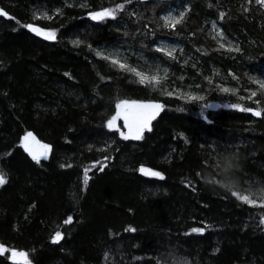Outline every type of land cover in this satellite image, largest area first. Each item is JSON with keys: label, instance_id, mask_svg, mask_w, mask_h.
Here are the masks:
<instances>
[{"label": "trees", "instance_id": "trees-1", "mask_svg": "<svg viewBox=\"0 0 264 264\" xmlns=\"http://www.w3.org/2000/svg\"><path fill=\"white\" fill-rule=\"evenodd\" d=\"M123 2L0 0L8 14L0 16V244L9 249L0 264H23L10 250L27 253L30 264H104L106 254L117 264H162L170 253L191 264H264L261 200L250 206L232 195L264 185V88L253 77L264 68V4L133 0L117 20L88 18ZM170 6H187L175 29L160 19ZM211 21L237 49L216 41ZM159 39L179 43L185 56L157 52ZM107 44L159 61L169 77L141 84L95 55ZM121 100L162 106L142 140L107 128ZM28 132L48 146L39 164L20 147ZM226 153L240 162L230 191L219 186ZM57 231L63 239L53 244Z\"/></svg>", "mask_w": 264, "mask_h": 264}, {"label": "snow or ice", "instance_id": "snow-or-ice-1", "mask_svg": "<svg viewBox=\"0 0 264 264\" xmlns=\"http://www.w3.org/2000/svg\"><path fill=\"white\" fill-rule=\"evenodd\" d=\"M133 3V0H124L123 3H115L112 7H103L101 6L99 10L90 11L88 13V18L94 22L101 23L106 22L108 20H117V16L120 13H124L126 11V5H130ZM258 4H264V0H257ZM71 7V5H69ZM81 7H88L87 4H82ZM46 15V14H45ZM184 12H180L178 16H171L166 15L160 17V19L163 21V27L164 28H172L175 29L177 25L181 24V22L184 19ZM0 16H8V14L2 10H0ZM11 18V17H9ZM50 18V17H49ZM30 32L34 33L36 36H41L45 40H54L56 38V31L55 30H44L40 27H34L32 24L24 25ZM74 44L81 43L80 41H73ZM91 48V46H89ZM157 52H162L163 49L157 48ZM95 55L97 57H100L103 60H110L111 64L117 65L121 70H126L131 73H133L135 76L139 78V82L141 84L144 83H150V84H156L159 83V77L157 76H147L143 74L140 71H137L136 68L130 67L126 63L120 62L116 58H112L109 55H105L100 51H95ZM167 56H171V53H166ZM261 88H264V84H261ZM227 91V89H225ZM253 96L256 95V93H252ZM195 99V98H194ZM161 105L159 104H153V103H143L136 100L128 101V100H121L120 102L116 103L115 108L116 112L115 115L111 116V118L107 121V128L109 130H115L116 132H119L120 137L125 140H135L139 141L144 138L145 131H151V123L156 118L159 110L161 109ZM234 108L239 107L238 105H233ZM239 110L242 112H249L252 111L248 108H242L239 107ZM252 114L254 116H260L259 111H252ZM117 120H122L123 124L122 127L126 129L127 131H122L120 128L116 127ZM30 140H35V137L31 132H28L25 136L21 138L20 147L26 152L33 161H35L37 164L40 163L41 156L43 158L47 159V156L45 153H37L32 145L30 144ZM44 149H47L48 146L44 145ZM61 167H64V165H61ZM95 167V165H93ZM89 169L84 170V185H87L89 182V176H88ZM100 171H104V168L101 167ZM139 172L143 175H150L153 177H157L161 180L164 179V176L159 171H152L151 169L145 168L141 166L139 168ZM5 177L3 173H0V185L5 184ZM232 195L235 196L237 199H239L242 203L248 204L250 206H257V201L250 198V195H240L238 192L233 191ZM260 200L259 207L264 208V191L260 194ZM72 220V217L69 216L67 220L64 221L65 224L70 223ZM260 224L264 225V216H261L260 218ZM128 231H135V229H128ZM193 233H203V229L200 228H193L191 230ZM63 239L62 233L57 231L55 232L54 236L52 237L51 242L53 244H58ZM9 251V249H6L2 244H0V254H3L5 252ZM11 251V259L12 261H16L17 258H21L23 260V264H30V261L27 258V253L22 251H16V250H10Z\"/></svg>", "mask_w": 264, "mask_h": 264}, {"label": "rangeland", "instance_id": "rangeland-1", "mask_svg": "<svg viewBox=\"0 0 264 264\" xmlns=\"http://www.w3.org/2000/svg\"><path fill=\"white\" fill-rule=\"evenodd\" d=\"M187 10V6H170L166 10L161 13L162 16L171 15L173 17L178 16L180 12H184ZM41 15H48L45 10H40ZM45 15V16H46ZM210 27L212 29L213 37L219 42L221 45L227 48L237 49V44H235L232 40L225 36L220 27L214 22H210ZM126 45V44H123ZM122 44H107V45H99L93 48V51H100L105 55H109L112 58L118 59L122 63H126L130 67H134L137 71L142 72L143 74L151 77L157 76L161 80H165L169 77L168 69L160 64L159 61L152 60L150 57L145 56L141 52L135 51L133 48L129 46H123ZM154 48L163 49V52L171 53V56H176L178 53H182V48L177 42L167 41L159 39L155 44ZM185 56L184 54H181ZM189 59L188 56L185 57ZM254 80L259 84H264V68H261L259 71L253 73ZM180 78V77H178ZM189 86V84H188ZM181 87L180 85H175V89L177 92L188 93L191 92L190 87ZM190 91H189V89ZM140 102V101H139ZM143 103H153L154 102H143ZM115 115V114H114ZM123 121L117 120L116 127L120 128L122 131H127L122 127ZM32 143V147L37 153H45L44 147L35 140H30ZM255 186H246L245 188L239 187L236 188L239 192L250 195V197L256 201L260 200V194L264 191V185H261L260 182H254ZM104 264H117L114 260L111 261L108 254H106L104 259ZM162 264H191L190 261L182 256H176L175 254H166L163 256Z\"/></svg>", "mask_w": 264, "mask_h": 264}, {"label": "clouds", "instance_id": "clouds-1", "mask_svg": "<svg viewBox=\"0 0 264 264\" xmlns=\"http://www.w3.org/2000/svg\"><path fill=\"white\" fill-rule=\"evenodd\" d=\"M225 163L219 169L220 185L225 190H232L236 187L235 173L239 170L240 162L238 157L232 153H226L224 155ZM206 184H209L208 180H205ZM210 187L214 186L209 184Z\"/></svg>", "mask_w": 264, "mask_h": 264}]
</instances>
